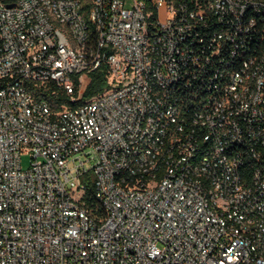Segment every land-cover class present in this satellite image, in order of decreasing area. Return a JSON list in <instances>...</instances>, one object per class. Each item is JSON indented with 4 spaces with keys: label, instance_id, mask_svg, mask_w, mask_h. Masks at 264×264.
I'll return each mask as SVG.
<instances>
[{
    "label": "built area",
    "instance_id": "obj_1",
    "mask_svg": "<svg viewBox=\"0 0 264 264\" xmlns=\"http://www.w3.org/2000/svg\"><path fill=\"white\" fill-rule=\"evenodd\" d=\"M88 1L0 0V264H264V0Z\"/></svg>",
    "mask_w": 264,
    "mask_h": 264
},
{
    "label": "trees",
    "instance_id": "obj_2",
    "mask_svg": "<svg viewBox=\"0 0 264 264\" xmlns=\"http://www.w3.org/2000/svg\"><path fill=\"white\" fill-rule=\"evenodd\" d=\"M82 2L84 14L87 15L90 7L89 1L82 0ZM91 28L94 31V26H91ZM108 73V65L104 63L99 68L85 73L81 87L79 77L76 76V88L73 94H68L66 91L59 89L54 83L37 86L32 82H27L26 85L37 99L48 100L54 110L61 109L62 105L76 108L110 87ZM73 97L76 98L75 101L72 100ZM90 190H93L92 185ZM99 211L102 212V209L99 208Z\"/></svg>",
    "mask_w": 264,
    "mask_h": 264
},
{
    "label": "rangeland",
    "instance_id": "obj_3",
    "mask_svg": "<svg viewBox=\"0 0 264 264\" xmlns=\"http://www.w3.org/2000/svg\"><path fill=\"white\" fill-rule=\"evenodd\" d=\"M31 157L28 154L22 155V166L24 169H27L30 166Z\"/></svg>",
    "mask_w": 264,
    "mask_h": 264
}]
</instances>
